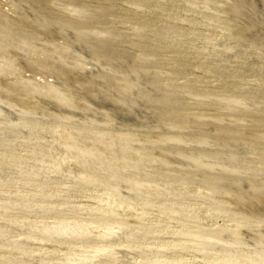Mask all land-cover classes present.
<instances>
[{
  "label": "rangeland",
  "instance_id": "1",
  "mask_svg": "<svg viewBox=\"0 0 264 264\" xmlns=\"http://www.w3.org/2000/svg\"><path fill=\"white\" fill-rule=\"evenodd\" d=\"M0 264H264V0H0Z\"/></svg>",
  "mask_w": 264,
  "mask_h": 264
}]
</instances>
